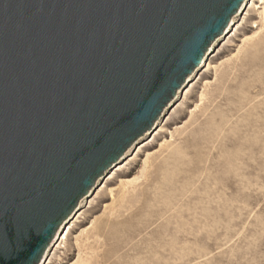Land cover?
I'll return each mask as SVG.
<instances>
[{"label":"water","instance_id":"95a60500","mask_svg":"<svg viewBox=\"0 0 264 264\" xmlns=\"http://www.w3.org/2000/svg\"><path fill=\"white\" fill-rule=\"evenodd\" d=\"M263 34L264 0H0V264H49Z\"/></svg>","mask_w":264,"mask_h":264},{"label":"rangeland","instance_id":"374dc122","mask_svg":"<svg viewBox=\"0 0 264 264\" xmlns=\"http://www.w3.org/2000/svg\"><path fill=\"white\" fill-rule=\"evenodd\" d=\"M49 264H264V34Z\"/></svg>","mask_w":264,"mask_h":264}]
</instances>
